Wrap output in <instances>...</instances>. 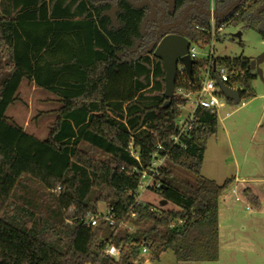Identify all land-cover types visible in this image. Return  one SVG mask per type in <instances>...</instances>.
Masks as SVG:
<instances>
[{
    "label": "trees",
    "instance_id": "16d2710c",
    "mask_svg": "<svg viewBox=\"0 0 264 264\" xmlns=\"http://www.w3.org/2000/svg\"><path fill=\"white\" fill-rule=\"evenodd\" d=\"M237 1L173 0L171 11L158 5L171 25L198 2L224 13ZM153 2L0 0V264H153L168 252L178 263L219 262L220 200L235 180L220 186L202 176L217 113L198 109L189 136L174 144L186 103L164 97L165 70L154 58L161 13ZM227 25L264 39V1L244 0L214 20L217 31ZM186 30L190 43L211 44L210 18L192 11ZM251 63L197 60L176 87L195 91L220 70L225 86L250 102ZM153 169L159 210L136 203ZM244 194L260 207L250 190ZM100 206L116 226L134 229L102 220L91 228ZM108 245L120 249L119 261L103 255Z\"/></svg>",
    "mask_w": 264,
    "mask_h": 264
},
{
    "label": "rangeland",
    "instance_id": "374dc122",
    "mask_svg": "<svg viewBox=\"0 0 264 264\" xmlns=\"http://www.w3.org/2000/svg\"><path fill=\"white\" fill-rule=\"evenodd\" d=\"M163 2L171 11L173 0ZM192 47L199 61L245 58L255 63L256 98L239 106L226 104L219 111L218 133L208 142L202 176L220 186L235 180L220 200V260L214 264H264V39L252 29L227 25L209 46L192 43ZM187 108L183 123L188 119ZM232 190L237 197L231 196ZM245 190L259 199V208L247 200ZM139 195L140 204L160 209L161 198L154 189L139 190ZM99 211L105 213V207ZM153 264L186 263H178L168 252Z\"/></svg>",
    "mask_w": 264,
    "mask_h": 264
},
{
    "label": "built area",
    "instance_id": "2783aa9c",
    "mask_svg": "<svg viewBox=\"0 0 264 264\" xmlns=\"http://www.w3.org/2000/svg\"><path fill=\"white\" fill-rule=\"evenodd\" d=\"M210 12H215L214 11V6L213 3L211 2L210 5ZM223 27H221L218 31L215 29L214 26V20L211 19V38L212 41L215 39L216 34H219L223 31ZM189 57L190 59L194 62L198 60V56L194 50V48L192 47V43H190V49H189ZM188 76V73L185 69V67L180 63L178 65V72H177V83L178 82H185L186 77ZM215 77H218L220 82L222 84L225 85V83L228 82V77L226 75V73L224 71H216L214 72V77H211L209 75V73L207 74V78L203 79V81L200 82V84L198 85L197 89L195 91L192 90H186V89H181V88H177L175 90V97L180 98L181 100H183L186 104L183 105L182 107H180V110L183 114V112L185 111V109L187 107H190L189 111H188V119L185 123H183L181 121V116L178 118L177 120V132L178 135L177 137L174 139V144H178L179 140L183 137H187L189 136L190 132L192 131V129L195 126V114L196 111L198 109H205V110H210L212 112L215 113H219V111L221 109H223L226 105V102L223 98H221V90L217 84V82L215 81ZM176 83V84H177ZM186 93V95H185ZM188 109V108H187ZM165 159H162L158 162H156L154 164L155 168H159L163 165ZM157 169H153L152 170V175H144L142 182L139 186V190H147V189H158L160 188V185H154V177L158 176V170ZM146 180H148L149 182H153L151 184L147 183ZM231 196L237 197V193L235 190L230 191ZM136 203L140 204V195L138 192V195L136 197ZM131 217H134L133 214H131ZM104 221L105 223H108L109 226L111 228H117V231H121V230H130L132 231V229L130 228V226L128 224H121L119 226H116L113 218L109 215V213H99L97 216L95 217H91L89 219V226L91 228H95L97 227L98 223L100 221ZM103 255L111 260L114 261H119L120 257H121V251L120 249L112 246V245H108L104 251H103ZM142 255L145 256L147 255V250L144 249L142 251Z\"/></svg>",
    "mask_w": 264,
    "mask_h": 264
},
{
    "label": "water",
    "instance_id": "95a60500",
    "mask_svg": "<svg viewBox=\"0 0 264 264\" xmlns=\"http://www.w3.org/2000/svg\"><path fill=\"white\" fill-rule=\"evenodd\" d=\"M159 0H154L153 6L161 13V17L159 19V29L157 31V41L158 44L154 45L155 52L154 58L161 61L165 70V93L164 97L168 100V104H171V101L175 97L176 83H177V72L178 65L181 63L189 77H192L193 73V65L194 62L189 57V32L186 30L187 21L192 13V11L197 12L201 16H205L207 18L213 20H224L230 17L243 3L244 0H238L234 5H232L226 12L224 13H216L205 10L203 4L198 2L196 5L189 6L183 13L182 18L171 25H164L163 21L165 18V11L158 5ZM264 1V0H261ZM170 31H178V34H168ZM164 32L167 35L163 38H160V34ZM251 71L252 75L255 74V63H251ZM215 81L217 82L221 93L228 100L233 101L235 106H239L241 104V97L238 90L230 89L222 84L218 77H215ZM166 206V203H162L161 205Z\"/></svg>",
    "mask_w": 264,
    "mask_h": 264
}]
</instances>
